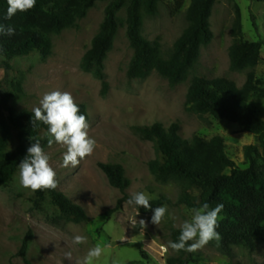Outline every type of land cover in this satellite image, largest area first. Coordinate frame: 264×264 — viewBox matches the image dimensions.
<instances>
[{
  "label": "rangeland",
  "instance_id": "374dc122",
  "mask_svg": "<svg viewBox=\"0 0 264 264\" xmlns=\"http://www.w3.org/2000/svg\"><path fill=\"white\" fill-rule=\"evenodd\" d=\"M107 5L108 2H96L83 20L55 37L49 58L42 59L34 52L10 63L22 76L24 96L14 104L18 111H32L47 92H69L76 104H83L88 110V132L96 140V147L77 168H62L66 149L57 143L49 147L47 134L38 138L57 173V190L86 211L89 216L86 223L74 224L64 219L49 195L38 208L31 210L25 200L31 190L20 185L19 171L10 183H0V264H25L19 252L29 233L26 257L31 264H75L97 243L103 251L93 264H168L169 259L177 257L169 247L171 231L180 229L192 213L177 206L179 190L174 183H158L150 174L148 163L156 158L154 145L140 138L135 131L137 127L159 123L168 129L178 124L179 134L185 140L194 136L207 140L221 136L228 156L238 168L248 169L252 164L245 150L258 146L257 137L226 120L200 118L188 112L186 96L196 78H225L238 87L245 84L248 71L235 72L230 68L229 50L236 40L261 45V58L254 73L264 87V0H216L210 19L214 39L202 50L189 79L177 87H171L157 73L143 80H129L127 71L133 50L126 36V12L121 11L118 18L122 26L104 63L109 89L103 95V82L84 72L80 63L100 30ZM189 5L190 0L179 16L171 17L165 3L161 4L155 17L145 18L144 37L149 41L159 40L163 51L171 52L187 26L185 12ZM238 10L242 31L234 37L232 26ZM3 62L0 60V91L5 92L10 88L11 74ZM250 105L264 121V99L254 98ZM36 141L32 140L30 146ZM253 160L259 167L263 165L254 155ZM99 164H121L125 168L130 181L125 199L120 190L110 185ZM132 192H145L151 201L164 199L160 206L166 205L168 211L160 225L151 223L153 212L142 213L139 209L136 219L145 220L147 226L141 232L139 225L135 228L130 225L129 218L137 212L136 206L127 204ZM75 235L86 236L87 242L73 245ZM67 251L73 253L71 262L65 259ZM186 258L188 264H264V243H259L254 253L241 246L233 247L229 256L222 251L220 242L213 240L194 253L188 252Z\"/></svg>",
  "mask_w": 264,
  "mask_h": 264
},
{
  "label": "trees",
  "instance_id": "16d2710c",
  "mask_svg": "<svg viewBox=\"0 0 264 264\" xmlns=\"http://www.w3.org/2000/svg\"><path fill=\"white\" fill-rule=\"evenodd\" d=\"M108 2L104 21L94 37L90 49L83 56L81 69L103 82V95L109 84L104 73V63L113 51L118 32L122 26L118 14L125 10L126 36L133 50L127 77L129 80H143L157 73L165 78L171 87L185 83L191 71L199 63L202 50L214 39L210 19L216 0H190L185 12L187 23L171 52L163 51L159 40L149 41L143 35L145 18L155 17L161 4L165 3L171 17H177L189 0H37L33 9L4 20L7 0H0V22L12 25L15 35H0V60L11 74L10 88L0 91V183H10L18 165L27 155V149L34 139L47 134V125L38 123L33 127L32 111H18L15 103L24 96L21 74L14 70L11 61L18 57L38 52L42 59L51 56L55 37L83 20L96 2ZM242 22L239 10L232 26V35H241ZM230 68L235 72L248 71L242 87L225 78L214 80L194 79L186 96L188 112L204 118L226 120L237 124L241 131L257 137L258 146L246 148V157L251 161L248 169H240L227 154L225 140L215 136L207 140L194 136L183 139L178 124L166 129L162 124L137 127L135 131L144 141L153 143L156 158L148 163V170L156 182L174 183L179 196L177 206L183 212L208 203L211 208L223 204L219 214L220 245L222 251L231 255L233 247H244L250 253L256 252L259 243H264V121L257 117L250 105L252 99H264V87L256 79L254 69L261 58V45L246 41H234L229 50ZM79 106V114L90 120L85 105ZM263 162L258 166L253 160ZM110 185L127 197L130 181L121 164H99ZM50 196L60 215L74 224L89 221L86 211L74 204L64 193L54 190L31 191L25 198L31 210H35ZM123 200L119 202L120 209ZM164 199L150 201L151 208L140 207L142 213H152ZM180 229H172V242H176ZM31 233L23 241L19 257L25 264H31L26 254ZM191 243V242H189ZM177 257L168 264H188L187 251H175Z\"/></svg>",
  "mask_w": 264,
  "mask_h": 264
},
{
  "label": "clouds",
  "instance_id": "9594fccd",
  "mask_svg": "<svg viewBox=\"0 0 264 264\" xmlns=\"http://www.w3.org/2000/svg\"><path fill=\"white\" fill-rule=\"evenodd\" d=\"M37 0H7V10L4 20H11L18 12L24 13L33 9ZM16 29L12 25L0 22V35H15ZM2 50V49H0ZM79 106L75 103L73 96L69 92L59 90L47 92L39 101V106L32 109L33 127L38 123L47 125V144L51 147L54 143L65 148L62 155V168H77L81 161L90 156L95 147L96 140L89 136L88 129L90 125L83 114H79ZM50 156L44 151L39 139L27 149V155L19 163V183L25 189L31 191L54 190L58 186L57 173L50 165ZM151 197L145 192H132L127 204L134 205L137 208L136 215L130 217L128 222L135 228L139 225L141 232L147 226L143 219L139 221L136 217L139 215L138 209L151 208ZM224 205L217 204L211 208L208 203L201 207L191 209L190 220H185L180 225V235L176 242H169V247L174 251H187L194 253L210 241H220L221 236L217 231L219 227V214ZM168 209L166 205L156 207L153 210L151 223L160 225L165 218ZM175 219V217H173ZM87 242L84 235H75L71 243L80 245ZM191 242V243H189ZM103 248L100 243L87 251L82 259H77L75 264H93L94 259H98L102 254ZM65 259L70 262L73 259L72 251L64 253Z\"/></svg>",
  "mask_w": 264,
  "mask_h": 264
}]
</instances>
